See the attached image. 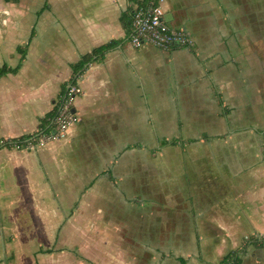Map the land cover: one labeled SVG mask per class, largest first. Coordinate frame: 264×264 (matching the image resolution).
<instances>
[{
    "label": "crops",
    "instance_id": "1",
    "mask_svg": "<svg viewBox=\"0 0 264 264\" xmlns=\"http://www.w3.org/2000/svg\"><path fill=\"white\" fill-rule=\"evenodd\" d=\"M140 3L0 0V264L63 241L91 264H264V0H164L193 42L170 50L128 43ZM75 77L67 138L10 145Z\"/></svg>",
    "mask_w": 264,
    "mask_h": 264
},
{
    "label": "built area",
    "instance_id": "2",
    "mask_svg": "<svg viewBox=\"0 0 264 264\" xmlns=\"http://www.w3.org/2000/svg\"><path fill=\"white\" fill-rule=\"evenodd\" d=\"M163 1L154 0L148 5L138 6L135 9L131 32L127 37L128 43L133 48L153 45L159 49L170 50L177 46L189 47L193 44L185 30L173 28L166 22ZM81 92L77 77L71 79L57 100L53 115L47 119V128L39 131L33 139L25 143L10 141L9 144L19 149L36 150L49 141L66 139L69 127L79 119L73 110V101Z\"/></svg>",
    "mask_w": 264,
    "mask_h": 264
},
{
    "label": "rangeland",
    "instance_id": "3",
    "mask_svg": "<svg viewBox=\"0 0 264 264\" xmlns=\"http://www.w3.org/2000/svg\"><path fill=\"white\" fill-rule=\"evenodd\" d=\"M130 32H131V29H130ZM66 87L67 86H65V89ZM72 242L73 241L60 242L62 244L60 243L58 244L59 248H56L58 242H55L51 248H46V249H52L55 252H53L52 254L50 253L41 254L39 253V251H37V254L38 253L39 254L37 255L38 257H35V258L33 254L30 253V251L21 250L20 251L21 252V259H20L21 264H79V262L84 259L81 256V251H84V249L81 250L82 247H79L77 243H72ZM32 243H33L32 244L33 247H41L42 249L43 247H47V245H51L50 243L47 244L46 241H40L38 239L34 240ZM60 247H63V248L61 249ZM83 264H91V260H87V259L85 261L83 260Z\"/></svg>",
    "mask_w": 264,
    "mask_h": 264
},
{
    "label": "trees",
    "instance_id": "4",
    "mask_svg": "<svg viewBox=\"0 0 264 264\" xmlns=\"http://www.w3.org/2000/svg\"><path fill=\"white\" fill-rule=\"evenodd\" d=\"M152 1H154V0H142V3H140L139 6L148 5ZM108 46H110V44L102 45L98 48L93 49L90 53L83 55L82 58L80 59V61L74 65V72L77 73L78 71L83 69L87 63L94 61V60H97L100 57H102L104 51L108 48ZM17 69H18V67L11 68V67H8L6 65H3L0 68V77L5 75L8 72H16ZM52 115H53V113H49L47 116L51 117ZM44 124L45 125L41 128V130H45L48 126V120L46 122V118L44 120ZM34 137H35V134L28 136V137L23 136V137H19L17 140H13L12 142L24 143L27 139H29V138L33 139ZM262 240L264 241V239H262ZM253 242L259 243L260 241L253 240ZM48 252H51V251H48ZM239 261H240V256H239L238 250H235L233 252L226 254L221 259L219 264H239Z\"/></svg>",
    "mask_w": 264,
    "mask_h": 264
}]
</instances>
